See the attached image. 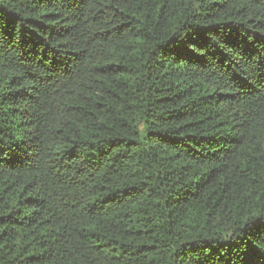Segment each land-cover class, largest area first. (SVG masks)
I'll return each mask as SVG.
<instances>
[{
    "label": "trees",
    "instance_id": "1",
    "mask_svg": "<svg viewBox=\"0 0 264 264\" xmlns=\"http://www.w3.org/2000/svg\"><path fill=\"white\" fill-rule=\"evenodd\" d=\"M0 264H264V0H0Z\"/></svg>",
    "mask_w": 264,
    "mask_h": 264
}]
</instances>
